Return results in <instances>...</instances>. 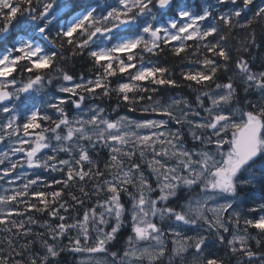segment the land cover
<instances>
[{
	"label": "snow or ice",
	"instance_id": "1",
	"mask_svg": "<svg viewBox=\"0 0 264 264\" xmlns=\"http://www.w3.org/2000/svg\"><path fill=\"white\" fill-rule=\"evenodd\" d=\"M257 27L255 0H0V264H264Z\"/></svg>",
	"mask_w": 264,
	"mask_h": 264
},
{
	"label": "trees",
	"instance_id": "2",
	"mask_svg": "<svg viewBox=\"0 0 264 264\" xmlns=\"http://www.w3.org/2000/svg\"><path fill=\"white\" fill-rule=\"evenodd\" d=\"M255 5L258 6H264V0H255ZM256 31V42L255 45L251 47L250 52L246 55V58H251L253 60L254 63V67L256 69L260 68V60L258 59L259 57H264V32H262L260 27H257L255 29ZM246 39L245 36L240 35L234 38L233 43L236 44L237 46H239L240 42L242 40ZM249 43L251 44V40H249ZM161 59L163 60V57H161ZM178 63V61L176 62ZM90 67L89 65H81L80 63L76 64V72L79 74L81 72H84L87 75H91L92 73H88L87 72V68ZM177 72V77H178V73H179V69H176ZM185 93H187V89L184 90ZM241 96H243V93H241ZM108 103V102H106ZM111 103L114 104V101H112ZM125 111V109H121V112L123 113ZM242 195H244V193H242ZM256 195L258 196L259 194L256 193ZM41 217H38V219H40ZM36 231H43V229H40L39 227L36 228ZM3 234L0 233V236H2ZM65 243H67V241H65ZM69 264H72V257H67Z\"/></svg>",
	"mask_w": 264,
	"mask_h": 264
},
{
	"label": "flooded vegetation",
	"instance_id": "3",
	"mask_svg": "<svg viewBox=\"0 0 264 264\" xmlns=\"http://www.w3.org/2000/svg\"><path fill=\"white\" fill-rule=\"evenodd\" d=\"M134 115H136V114H134ZM221 255H223V252H221ZM224 259H225V261H227V257L226 256L224 257Z\"/></svg>",
	"mask_w": 264,
	"mask_h": 264
},
{
	"label": "rangeland",
	"instance_id": "4",
	"mask_svg": "<svg viewBox=\"0 0 264 264\" xmlns=\"http://www.w3.org/2000/svg\"><path fill=\"white\" fill-rule=\"evenodd\" d=\"M83 258H87V257L85 256V257H83Z\"/></svg>",
	"mask_w": 264,
	"mask_h": 264
}]
</instances>
